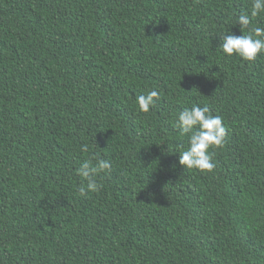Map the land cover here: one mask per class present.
<instances>
[{
  "label": "trees",
  "instance_id": "16d2710c",
  "mask_svg": "<svg viewBox=\"0 0 264 264\" xmlns=\"http://www.w3.org/2000/svg\"><path fill=\"white\" fill-rule=\"evenodd\" d=\"M251 6L0 0V264H264V53L219 47ZM193 105L227 129L212 172L179 164ZM92 154L112 168L81 196Z\"/></svg>",
  "mask_w": 264,
  "mask_h": 264
},
{
  "label": "clouds",
  "instance_id": "9594fccd",
  "mask_svg": "<svg viewBox=\"0 0 264 264\" xmlns=\"http://www.w3.org/2000/svg\"><path fill=\"white\" fill-rule=\"evenodd\" d=\"M264 13V0H252L251 12L240 14L236 17V24L241 28L249 29V34L239 36L233 34L223 35L222 43L219 45L223 54L231 57L234 54L245 61H255L258 54L264 53V27H250V17H256ZM160 99L159 92L151 90L146 94L136 97L138 109L149 112ZM176 126L182 134L188 138V147L179 154V164L187 169H196L201 172H212L215 164L212 162L210 150L223 148L227 129L222 118L212 115L210 108L193 105L184 108L178 115ZM81 151L87 153L88 145H82ZM112 168V162L99 155L92 154L84 160L77 173L83 183L78 191L81 196L87 193H95L102 187L97 181L101 173H108Z\"/></svg>",
  "mask_w": 264,
  "mask_h": 264
}]
</instances>
